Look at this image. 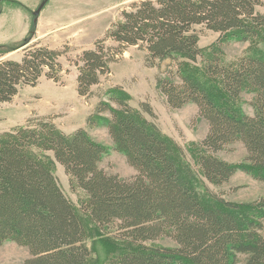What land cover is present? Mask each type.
<instances>
[{"label": "trees", "instance_id": "16d2710c", "mask_svg": "<svg viewBox=\"0 0 264 264\" xmlns=\"http://www.w3.org/2000/svg\"><path fill=\"white\" fill-rule=\"evenodd\" d=\"M261 8L264 0L134 2L74 61L77 92L93 97L110 64L126 47L138 46L148 67L168 61L167 75L157 80L169 106L194 104L207 121L199 157L206 179L222 186L242 170L264 181V57L249 54L225 63L213 53L203 67L196 64L203 56V30L219 33V42H263ZM108 39L117 45L106 46ZM28 43L0 50L4 56L24 46L20 60H0V106L44 75L59 80L63 51ZM200 71L218 80L216 90ZM244 93L253 94L252 114L235 105ZM141 106L138 111L122 93L109 90L87 118L90 127H107L112 148L133 167L128 177L101 166L109 148L83 127L67 133L45 116L1 132L0 245L10 240L26 247L30 256L23 264H90L89 219L130 243L108 264H264V199L239 204L212 194L213 202L203 200L191 169L178 158L180 147L145 117L144 112L154 116L152 106ZM236 142L246 150L244 162L216 156ZM55 163L63 166L71 188L83 193L79 206L61 187ZM163 238L174 245L152 243Z\"/></svg>", "mask_w": 264, "mask_h": 264}, {"label": "rangeland", "instance_id": "374dc122", "mask_svg": "<svg viewBox=\"0 0 264 264\" xmlns=\"http://www.w3.org/2000/svg\"><path fill=\"white\" fill-rule=\"evenodd\" d=\"M42 1L0 2V46L4 44L0 50L18 46L25 39L29 40L28 44L40 42L49 45L63 51L59 58L62 71L58 81L47 79L44 75L36 86L22 87L10 102L3 103L0 106V133L24 125L29 119L50 116L56 125L65 129L67 133L80 127L88 130L96 141L109 148V153L103 157L101 166L121 177L131 176L134 173L133 167L128 164L124 154L112 148L113 143L107 127H90L87 124V118L94 113L102 94L113 90L122 93L128 103L138 111L142 110L143 102L152 106L154 116L144 112L145 117L155 123L172 143L180 147L181 154L178 158L191 169L196 191L203 200L213 202L212 194L239 204L264 199V181L245 171H237L222 186H217L206 179L199 164V157L205 152L202 141L208 132V123L199 116L198 108L194 104L172 108L167 103L157 79L167 75L168 61L159 68L148 67L145 62V50L138 46H128L110 64V72L101 77L100 84L93 86V97L88 99L78 94L76 81L78 67L74 61L84 49L93 48L95 41L105 36L113 23L121 18L123 10L130 9L134 2L140 0H48L39 15L35 16L33 12ZM218 38L217 32L209 30L201 32L199 45L203 49V56L196 63L198 66L203 67L213 53H218L225 63L249 54L264 57V41L219 42ZM105 44L109 47L117 45L111 39ZM23 47L4 56L0 53V60L4 58L20 60L24 54ZM199 74L216 90L219 85L217 79H208L209 76L203 71ZM174 79L179 81L176 71ZM252 99L253 94L244 93L235 105L245 113L252 114L253 109L250 105ZM246 155L241 142H236L216 153L217 157L232 164H241ZM55 174L66 194L79 206L84 195L81 191L71 188L68 175L59 163H55ZM86 227L87 244L91 253L90 264H108L112 257L130 247L129 242L114 238L109 228L100 230L89 219L86 221ZM152 243L174 245L167 238ZM29 256L26 247L13 241L9 240L0 245V264H23Z\"/></svg>", "mask_w": 264, "mask_h": 264}, {"label": "water", "instance_id": "95a60500", "mask_svg": "<svg viewBox=\"0 0 264 264\" xmlns=\"http://www.w3.org/2000/svg\"><path fill=\"white\" fill-rule=\"evenodd\" d=\"M3 0H0V2ZM48 0H43L41 2V4L39 5V7L33 12L35 16H38L39 13L41 12V10L43 9V7L45 6V4L47 3Z\"/></svg>", "mask_w": 264, "mask_h": 264}, {"label": "crops", "instance_id": "0c3cea01", "mask_svg": "<svg viewBox=\"0 0 264 264\" xmlns=\"http://www.w3.org/2000/svg\"><path fill=\"white\" fill-rule=\"evenodd\" d=\"M63 129V128H62ZM65 132H67L65 129H63ZM75 131V130H74ZM68 133H71V132H68Z\"/></svg>", "mask_w": 264, "mask_h": 264}]
</instances>
